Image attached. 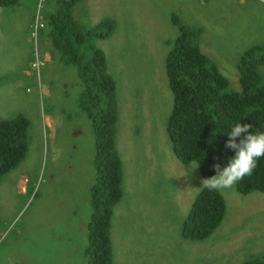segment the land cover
<instances>
[{"label":"rangeland","instance_id":"obj_1","mask_svg":"<svg viewBox=\"0 0 264 264\" xmlns=\"http://www.w3.org/2000/svg\"><path fill=\"white\" fill-rule=\"evenodd\" d=\"M14 1L34 17L30 43L18 38L0 59V85H10L16 96L4 119L27 121L24 159L0 182V264H85L96 137L78 106L77 66L54 60L38 74L33 67L42 54L38 36L48 31L59 41L90 32L87 42L103 51L115 84V143L123 181L111 218L110 264L264 261L261 193L240 196L235 186L219 190L226 203L220 226L201 241L182 237L203 177L199 167L182 165L172 154L166 134L172 97L164 71L181 30L195 33L208 63L231 91L240 92L241 56L264 48V0H78L71 9L60 0ZM104 20L111 31L101 39L94 30ZM81 53L79 45L75 55ZM258 71L264 82V63ZM17 81L24 83L22 91L14 87Z\"/></svg>","mask_w":264,"mask_h":264},{"label":"trees","instance_id":"obj_2","mask_svg":"<svg viewBox=\"0 0 264 264\" xmlns=\"http://www.w3.org/2000/svg\"><path fill=\"white\" fill-rule=\"evenodd\" d=\"M70 9L78 0H60ZM14 0H0V6L13 5ZM104 27L107 29L102 33ZM111 23L104 20L94 33L99 38L110 36ZM82 53L67 62L77 66L81 83L79 108L91 122L96 137L94 151L95 179L90 188L91 215L88 221V247L85 264H110V227L114 207L122 197L123 171L116 150L117 108L115 84L107 73L102 50L87 42L90 32L70 35ZM195 33L181 30L166 56L164 71L171 93L172 106L166 124L171 151L182 165L199 163L203 178L216 175L214 165H227L234 151L225 148L228 133L237 124H252L253 133L264 132V82L259 67L264 63V48L253 47L240 58L237 66L240 92L231 91L218 69L209 64L194 41ZM53 44L68 47L67 39L51 35ZM85 48L92 50L85 56ZM56 50V48H54ZM86 57L80 64L78 59ZM27 121L22 116L0 119V182L2 177L17 168L25 156L24 143ZM236 194H264V157L257 159L251 176L235 185ZM183 221L181 235L201 241L214 233L226 213V203L216 190L201 187L193 197ZM242 264H264V261H245Z\"/></svg>","mask_w":264,"mask_h":264},{"label":"crops","instance_id":"obj_3","mask_svg":"<svg viewBox=\"0 0 264 264\" xmlns=\"http://www.w3.org/2000/svg\"><path fill=\"white\" fill-rule=\"evenodd\" d=\"M244 1V0H243ZM15 5L13 8H8L11 5L0 6V59L3 57L6 50L9 49L11 43H14L18 38H24L25 41L30 43V26L33 19V11L29 10L27 12L23 11V8L19 4ZM74 7V6H73ZM72 7V8H73ZM9 9H13L9 12ZM8 11V12H7ZM72 35H75L73 33ZM42 42V54H38L42 60H44V66L48 63H52L54 60H58L62 65H68L74 63H66L67 58L73 59L71 57L70 52L74 51L79 45L77 41H73V39H67L68 43H72V45L68 47H64L59 44V47L54 46L53 38L50 41L51 35L49 31L45 34L44 32H40L39 36ZM52 48H51V46ZM79 44V43H78ZM56 48V50L54 49ZM55 51L58 54V57L53 53ZM31 64V63H30ZM27 68L23 70V74L26 76L31 75V71ZM43 66V67H44ZM75 66V65H74ZM2 73H6V71H1ZM24 83L22 81H17L14 84V87L20 89L22 88ZM16 101L15 91L8 84L0 85V118H6L5 112L7 110L8 104H13ZM8 103V104H7Z\"/></svg>","mask_w":264,"mask_h":264},{"label":"clouds","instance_id":"obj_4","mask_svg":"<svg viewBox=\"0 0 264 264\" xmlns=\"http://www.w3.org/2000/svg\"><path fill=\"white\" fill-rule=\"evenodd\" d=\"M252 124H235L228 133L229 139L225 148L234 151V156L228 159L227 165L221 168L215 164L216 175L203 178V188L209 190H224L235 186L245 176H251L256 168L257 159L264 157V132L253 133ZM197 161H191L190 167H199Z\"/></svg>","mask_w":264,"mask_h":264},{"label":"built area","instance_id":"obj_5","mask_svg":"<svg viewBox=\"0 0 264 264\" xmlns=\"http://www.w3.org/2000/svg\"><path fill=\"white\" fill-rule=\"evenodd\" d=\"M36 27H37V22H35V24H34L35 30L33 31V35H36V33H37ZM43 66H44V60H42L40 58V56L37 55L34 62H33V67H34L35 71L37 72V74L39 73L41 67H43Z\"/></svg>","mask_w":264,"mask_h":264}]
</instances>
